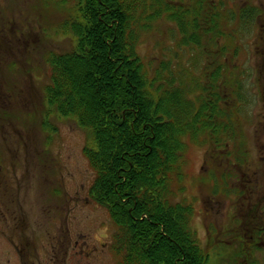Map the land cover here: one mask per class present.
Listing matches in <instances>:
<instances>
[{
    "label": "rangeland",
    "instance_id": "374dc122",
    "mask_svg": "<svg viewBox=\"0 0 264 264\" xmlns=\"http://www.w3.org/2000/svg\"><path fill=\"white\" fill-rule=\"evenodd\" d=\"M61 1L0 0V264H45L51 251V264H119L116 227L89 197L90 133L45 100L48 54L75 43L59 29L71 6ZM224 1L237 16L257 7L262 20L244 29L234 22L231 41L220 42L225 59H212L206 76L203 56L192 67L184 53L192 80L207 90L194 94L199 106L219 97L222 114L203 122L212 134L184 139L176 201L193 207L190 225L209 264H264V0ZM174 30L160 24L141 39L140 55L157 54V40L174 47ZM217 61L225 70L212 80Z\"/></svg>",
    "mask_w": 264,
    "mask_h": 264
},
{
    "label": "trees",
    "instance_id": "16d2710c",
    "mask_svg": "<svg viewBox=\"0 0 264 264\" xmlns=\"http://www.w3.org/2000/svg\"><path fill=\"white\" fill-rule=\"evenodd\" d=\"M68 3L71 6L63 8ZM227 4L60 2L65 11L59 29L75 43L68 51L48 54L45 100L61 117L74 119L90 133L92 145L84 149L94 172L89 197L116 227L112 249L119 264H209L190 225L193 207L176 201V196L184 139L212 134L203 122L222 114L219 97L199 106L194 94L207 90L192 80L187 62L203 56L199 59L206 76L212 59H225L220 42L233 37L227 29L236 21L243 28L262 20L257 7L241 9L237 16ZM160 24L175 27L169 37L174 47L165 48L164 41L157 40V54L140 55L141 39L155 34ZM214 48L223 52L212 56ZM186 51L191 56L185 64ZM218 61L212 80L225 70Z\"/></svg>",
    "mask_w": 264,
    "mask_h": 264
},
{
    "label": "flooded vegetation",
    "instance_id": "af4514ba",
    "mask_svg": "<svg viewBox=\"0 0 264 264\" xmlns=\"http://www.w3.org/2000/svg\"><path fill=\"white\" fill-rule=\"evenodd\" d=\"M69 232H70V231H69ZM82 239H83L84 247H89V245H88V243L86 242V239L84 238V236H82ZM54 248H55L54 246L51 247L52 250H53ZM17 250L19 251V250H20V247L17 248ZM81 251H82V255H84V256H87V255H88V253H87L88 251H84V249L81 250ZM20 254H21V253H20ZM23 256H24V258H25V257L29 256V253H27V254H23ZM46 259H47V262H46L45 264H51V262L54 261V252L51 251V253H48V256H46ZM39 264H44V261H42V263H40V261H39Z\"/></svg>",
    "mask_w": 264,
    "mask_h": 264
}]
</instances>
